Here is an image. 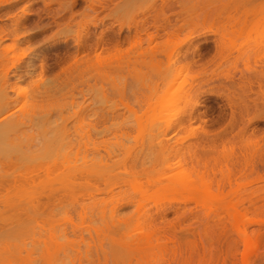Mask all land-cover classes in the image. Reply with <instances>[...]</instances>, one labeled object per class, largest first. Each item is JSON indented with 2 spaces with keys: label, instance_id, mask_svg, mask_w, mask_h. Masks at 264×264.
I'll return each instance as SVG.
<instances>
[{
  "label": "rangeland",
  "instance_id": "374dc122",
  "mask_svg": "<svg viewBox=\"0 0 264 264\" xmlns=\"http://www.w3.org/2000/svg\"><path fill=\"white\" fill-rule=\"evenodd\" d=\"M177 1L175 8L166 9V13L172 25L181 26L185 22L184 10L190 9L195 0L190 5L188 0ZM239 1L258 14L243 28L235 27L226 41L229 51L225 52L230 55L223 61L213 59L215 35L210 33L206 40L195 37L187 56L183 44L172 48L174 54L171 48L168 51L161 47L158 56L153 55L155 59L134 54L130 42L135 26L147 28L141 35L143 40L155 32L154 11L150 8L154 3L160 6L162 1L118 0L111 10L97 7L103 12L97 15L99 26H90V32L92 37L105 29L110 38L120 33L117 48L113 46L115 41L110 39L108 43L124 54L108 58L112 52L105 53L107 58L97 62L92 49L87 53L93 61L68 69V62L80 57L71 37L91 20L88 17L90 20L85 21L86 4L81 2L72 17L69 11V15L67 11L57 14L61 11L57 1L47 6L43 0H19L18 6L10 7V0H0V30H13L22 9L30 12V19L19 31L15 50L5 61L0 56V83L7 69L15 71L10 83L12 96L18 100L10 111L0 114V119L14 112L21 118L23 113L28 114L24 118L27 124L15 128L7 137L12 150L0 152V264H181L183 255L189 253L191 264H264V87L262 92L259 87L264 83H255V77L264 73V0ZM8 10L12 16L9 20ZM89 13L94 14L91 10ZM67 22L72 27L65 25ZM36 23L40 32L38 27L34 29ZM67 25L77 31L64 28ZM218 28L210 23L200 27L191 24L184 26L180 38L190 31ZM34 33L37 37L30 38ZM11 35L1 47L14 45ZM66 38L68 44L63 41ZM93 39L88 43L92 44ZM144 42L143 51L149 48V43ZM125 50H129L128 54ZM22 53L26 57L19 62L16 58ZM167 54L174 56L169 57L173 59L171 63H167ZM194 54L199 57L196 65L192 64V72H198L199 80L191 77L192 73L189 77L187 71L186 60L192 63ZM166 63L168 67L173 65L165 68ZM202 63L206 64L202 67L206 73L200 71ZM43 64L49 68L41 76ZM169 79L170 83L166 81ZM236 83L243 85L239 89ZM224 86L230 88L226 90ZM228 99H236L237 106ZM238 102L244 106L245 115ZM192 107L195 110H190ZM191 111L192 122L187 115ZM233 115L238 120L232 121ZM169 120L172 126L167 129L165 123ZM64 126L68 132L63 131ZM161 140L171 147L170 154H163L170 169L158 149ZM70 141L86 142L81 155L87 157V175H77L72 190L65 191L61 185L65 168L45 173L38 166L49 162ZM250 161L253 173L247 171L243 176L240 172L245 171L244 163ZM248 165L251 166L247 164V168ZM228 171H232V186L227 180ZM189 177L198 186H210L213 194L170 190L191 180ZM219 183L223 185L218 192ZM209 208L215 212L208 217ZM244 213L247 219L242 217ZM242 231L260 240L255 248L243 242Z\"/></svg>",
  "mask_w": 264,
  "mask_h": 264
},
{
  "label": "bare ground",
  "instance_id": "6f19581e",
  "mask_svg": "<svg viewBox=\"0 0 264 264\" xmlns=\"http://www.w3.org/2000/svg\"><path fill=\"white\" fill-rule=\"evenodd\" d=\"M7 2L9 1V0H6ZM11 2H9V6L10 7H14L15 5H17V2L19 1V0H10ZM55 2V1H57L58 3H61V11L60 12H58L57 14L59 15L61 12L63 13V12H65V11H67V12H65V13H68V15H69V12H70V15H72V17H74V13H73V11H75L76 10V8L78 7V6H81L82 5V3L81 2H83V3H85L84 5H85V10L83 9V7H82V11L84 12V15H86L85 17H87L86 19H85V21H89L90 19L88 18V17H91V20H90V22H88L87 24H86V26L85 27H83L82 29H81V27H80V30H78V32H76V31H74L73 30V28H70V27H72V24L70 25V23H65V25L66 24H68V25H70V27L67 25V26H65L64 28H66V29H71V30H73L74 32H76L75 34H74V36H73V32L71 31V30H68V31H71L72 32V36L73 37H71V38H73V41H74V44L76 45V47H77V50H76V52H77V54L79 55L80 54V57H77V59L74 61V62H70L69 61V58H70V56L68 57V64H69V68L68 69H70L71 67H73V66H75V65H77L78 63H80V62H85V61H91L92 60V58L89 56V54H90V52L89 53H87L89 50L90 51H92V49L94 50V51H96V53H95V55H94V61H99V60H101L102 58H112V56L113 57H115V56H117V55H119V54H124L123 52H121V51H119L118 49H116V51L115 50H113V48L114 47H116L117 48V46H118V44H119V38H118V40H117V35H119L120 36V33L118 34H116V33H114L113 34V36H112V38H110V36H109V33L107 34L106 32V30L105 29H103V30H101V32H100V34L99 35H95V33H94V36H96V40H95V38H94V36H92L91 37V32H90V26H93V27H98L99 26V23H98V20H99V16H97L98 15V13H101V11L103 12V10H105L106 11V9L108 10L109 8H111L112 9V7H115V6H117L118 4H116V2L118 1V0H50L49 2H47V0H43V2H44V4H46L47 6L48 5H50L51 4V2ZM123 1H126V0H123ZM162 2H160V6H157V4L156 3H154V4H152V6H151V8L150 9H152L153 11H154V15L152 14V19H153V28H154V31L155 32H153V33H150V35L149 34H147L146 35V37L147 38H144V40H143V38H142V34H143V32L145 33V30H147V28L146 27H144V26H142L140 29H138V26L136 25L135 26V30H136V32H135V36L132 38V42H130L131 43V46H130V50H131V52H133V50H135V52H134V54L136 53V55L138 54L139 56H143V55H148V56H150L151 58L153 57V55H157L158 56V53H159V51H160V48L161 47H163L164 46V49H169V48H171V50H172V48H173V50H174V47L176 46V47H179V45H181V44H183V45H181V46H185L186 45V56L188 55V53L190 52L189 51V48L191 47V44H192V41H194L193 39H195V37H203L204 39L203 40H206L207 38H205V36H208L209 35V33H210V35H213L214 36V44H215V50H216V54L214 55V60H215V58H217L218 57V59H216V60H221V61H223V60H225L226 58H228V56H227V54L228 53H226L225 51L226 50H228L229 51V49H228V43L226 42V41H228L229 40V36L231 35V34H233L234 32H235V27H237L236 29H238L239 28V26H241L240 28H243V26H246V23L250 20V18L252 17V16H256L257 14H258V12L257 11H255V10H252V9H249V7H247V5H246V3H243L242 1H239V0H202V2L201 1H197V0H188L186 3L187 4H191L193 1V3H192V5L190 6V9H188L187 11L186 10H184L185 11V16H184V19H185V22H184V24L183 25H181V26H177V25H172L171 23H170V21H169V15L166 13V9H169V10H173L174 8H175V4H177V3H179L177 0V3H176V1H174V0H161ZM129 2H131V1H129ZM190 2V3H189ZM200 2H201V4H200ZM1 3V2H0ZM126 3H128V2H126ZM53 4V3H52ZM51 4V5H52ZM115 4V6H113ZM1 5V7H2V3L0 4ZM50 5V6H51ZM111 5H112V7H111ZM18 6V5H17ZM16 7V6H15ZM97 7H100V8H102V9H100V11L98 10V8ZM79 8V7H78ZM75 9V10H74ZM111 9H109V10H111ZM11 10V9H10ZM10 10H8L7 11V13H6V15L8 16V20L9 19H11V12H10ZM23 10V9H22ZM21 10V15H19V17L15 20V22L13 23V27H15L13 30H10L8 27H6V29H5V27L4 28H1V30H0V44L2 43V41H5V39H7V38H9L8 36H12L11 34H13V37H14V39H13V46H6V47H1L0 48V56L3 58V61H5V60H7L8 59V56H9V52L11 53L13 50H15V45L17 46V41L19 42V37H20V35H21V33L19 32L22 28H23V26L25 25V22L27 21V19H30V18H28V14H30V12H28L26 9H24L23 11ZM87 10V11H86ZM91 10V14L92 13H94V14H92V15H89L90 13H89V11ZM69 11V12H68ZM193 11H194V13H193ZM33 11H31V13H32ZM86 13H88V14H86ZM33 14V13H32ZM40 14V13H39ZM56 14V13H55ZM55 14L53 15L54 16V18H55ZM64 15V14H63ZM76 15V14H75ZM89 15V16H88ZM39 16V15H38ZM41 16V15H40ZM1 17H3V16H1ZM42 17V16H41ZM40 17V18H41ZM69 18H70V16H68ZM71 17V18H72ZM70 18V19H71ZM42 19V18H41ZM89 19V20H88ZM98 19V20H97ZM146 19V18H145ZM54 20V19H53ZM69 20V19H68ZM73 20V19H72ZM103 20V19H102ZM101 20V22H103L104 23V21H102ZM147 20V19H146ZM11 21V20H10ZM14 21V20H13ZM30 21V20H29ZM144 21V20H143ZM252 21V20H251ZM28 23V22H27ZM26 23V24H27ZM56 23V22H55ZM137 23V22H136ZM141 23H143V22H141ZM206 23H210V24H212V25H217V26H220V28H218V30H216V31H190V33H188V34H186L187 36H185L183 39H181L180 38V33L183 31V28H184V26H189V25H191V24H195L196 25V27H200V26H203V25H205ZM37 24H39V23H36V25H35V27H34V29H37L36 27H38L39 25H37ZM242 24H244V25H242ZM58 25V24H57ZM60 25V24H59ZM62 25H64V23L62 24ZM248 25V24H247ZM49 26V25H48ZM48 26H44V28L45 27H47L48 28ZM61 26V25H60ZM79 26H80V24H79ZM84 26V25H83ZM112 26L113 25H111V30L113 29L112 28ZM39 28V27H38ZM41 28V27H40ZM40 28L39 29H37L39 32H40ZM232 30H230V29ZM42 29H43V27H42ZM42 29H41V31H42ZM44 30V29H43ZM114 30V29H113ZM112 30V31H113ZM121 30H122V28H121ZM8 33H7V32ZM45 31V30H44ZM43 31V32H44ZM230 31H231V33H230ZM19 32V33H18ZM114 32V31H113ZM195 32V33H194ZM69 33V32H68ZM230 33V34H229ZM10 34V35H9ZM41 34V33H40ZM39 34V35H40ZM70 34V33H69ZM37 35L38 34H36V33H34V34H31L30 35V38H35V37H37ZM106 36H109V39L108 38H106ZM67 38H69V36H66ZM90 37L93 39V42H92V44H89L88 43V40H92V39H90ZM163 37H165V38H163ZM217 37V38H216ZM226 37H227V39H226ZM66 38V40H63L64 42H66L67 44L69 43V40ZM160 38H162V41H160L159 39ZM112 41H115L116 43H111V46L113 45L114 47L113 48H111L109 45V43H110V41L111 40ZM165 39V40H164ZM55 41V40H54ZM53 41V42H54ZM57 41V40H56ZM55 41V42H56ZM60 41H62V40H60ZM59 41V42H60ZM94 41L96 42L95 43V45H94ZM144 41H146L147 43H149L148 45H149V48L147 49V50H142V48H143V42ZM160 41V42H159ZM54 42V43H55ZM89 42H91V41H89ZM109 42V43H108ZM203 42H205V41H203ZM208 42V41H207ZM53 43V44H54ZM56 43H58V42H56ZM61 43H63V42H61ZM60 43V44H61ZM145 43V42H144ZM227 43V44H226ZM108 45L109 47H105V45ZM55 45V44H54ZM57 46V45H56ZM175 47V48H176ZM227 47V48H226ZM177 49V48H176ZM196 49H197V47L195 46L194 47V51L196 52ZM226 49V50H225ZM142 50V51H141ZM159 50V51H158ZM173 50H172V53H173ZM128 51L129 50H125V53H127L128 54ZM162 51V50H161ZM166 51V50H165ZM168 51H170V50H168ZM176 51V50H175ZM112 52V53H111ZM114 52V53H113ZM167 52V51H166ZM224 52H225V54H224ZM81 53H84V55H82L81 56ZM92 53V52H91ZM105 53L107 54V53H111L110 55H108L107 57L105 56L104 57V55H105ZM160 54H162V52H160ZM174 54V53H173ZM190 54V53H189ZM193 54V53H192ZM197 54V53H196ZM223 54L224 55H226L225 56V58L224 57H222L223 56ZM135 55V56H136ZM195 55V54H194ZM228 55H230V52H229V54ZM73 57L75 56L74 54L72 55ZM71 56V59L73 58ZM167 56H168V58L170 57V58H173L174 56L172 55H170V54H167ZM177 56V55H176ZM176 56H175V58H176ZM25 57H26V55L24 54V53H22V54H20L16 59H17V61H19V62H21V61H23L24 59H25ZM43 57V56H42ZM199 56L198 55H195V58L193 59V62L191 63V62H189V61H187L186 60V63L188 62L189 64H186V65H188L187 66V71L189 72V74H188V76L190 75L191 77L193 76V78L194 77H196V80H199V79H197L198 77H197V73L196 72H192V64H194V65H196V63H197V61H198V58ZM220 57H222V58H220ZM154 59L156 58V56H154L153 57ZM167 58V59H168ZM169 58V60H168V62L167 63H171L172 62V60L174 59H170ZM180 58V57H179ZM38 59H41V57L39 56V58ZM70 59V60H71ZM96 59V60H95ZM181 59V58H180ZM179 59V60H180ZM185 59V58H184ZM223 59V60H222ZM41 60H43V59H41ZM46 60V59H45ZM44 60V61H45ZM92 60V61H93ZM176 60V59H175ZM174 60V61H175ZM211 61H213L212 59H210ZM44 61H42L43 63H44ZM160 61L161 60H159L158 62L160 63ZM170 61V62H169ZM173 61V62H174ZM178 61V60H177ZM213 62H215V63H217V61H213ZM212 62V64H214ZM167 63H166V65H165V68L166 67H168V65H167ZM176 63V61L173 63V64H175ZM206 63V62H205ZM173 64H171V65H173ZM202 64H204V63H202ZM199 65V66H201V68L202 67H208L211 63H210V61L207 63L208 65H206V64H204V65ZM171 65H169V67L171 66ZM206 65V66H205ZM159 66V65H158ZM17 66H13V68H16ZM47 67H48V65H47ZM47 67H46V64H43V65H40V75L41 76H43L44 74H45V72H46V70H47ZM168 67V68H169ZM172 67V66H171ZM170 67V68H171ZM186 67V66H185ZM49 68V67H48ZM204 68H202L200 71L201 72H205V69ZM67 68L66 69H62L63 71V73H66L67 72V70H68ZM204 69V70H203ZM207 70V69H206ZM200 71H199V74H201L200 73ZM207 72V71H206ZM205 72V73H206ZM250 72H252V71H250ZM167 73V72H166ZM185 73H186V71H185ZM194 74V75H193ZM198 74V75H199ZM202 74H204V73H202ZM256 74V73H255ZM255 74H253V75H255ZM16 75V72L15 71H13L12 69H7L6 71H5V73H4V76H3V78H2V80H1V83H0V114L2 113V112H6V111H10L12 108H13V105H15L16 103H17V98H14L13 96H12V92L14 91V89H13V85H12V83H10L11 82V78H12V76L14 77ZM39 75V77H41ZM167 76V75H166ZM168 76H169V74H168ZM187 76V77H188ZM189 76V77H190ZM204 76V75H203ZM263 77L264 76V73H263V76H262V74L261 75H258V76H254L255 77V79H256V81H255V83L256 82H258L257 80H259V82H261V84L262 83H264V82H262L260 79H257V77ZM42 78V77H41ZM200 78V77H199ZM204 78V77H203ZM228 78H229V76H228ZM234 78V77H233ZM19 79H21L20 77H19ZM190 79V78H189ZM205 79V78H204ZM242 78H240V80H241ZM244 79H246V78H244ZM243 79V80H244ZM263 79V78H262ZM187 80V79H186ZM193 80V79H192ZM195 80V81H196ZM201 80V79H200ZM207 80V79H206ZM211 80V79H210ZM209 80V81H210ZM227 80V82H228V79H226ZM225 80V81H226ZM231 81H233L234 82V80L232 79V77H231V79H230ZM239 80V81H240ZM248 80V78L246 79V81ZM166 81H169V83H170V79L169 80H166ZM204 81V80H203ZM202 80H201V82H203ZM208 81V80H207ZM237 81V80H236ZM250 83H254V81L253 80H248ZM264 81V80H263ZM186 82V81H185ZM192 82H194V81H192ZM205 83H206V81H204ZM232 82V83H233ZM249 82H248V84H249ZM187 83V82H186ZM208 83V82H207ZM239 83V82H238ZM238 83H236V84H238ZM241 83V82H240ZM192 84V83H191ZM204 84V83H203ZM233 84H235V82L233 83ZM247 84V83H246ZM258 84V83H257ZM202 85V84H201ZM222 85H223V82H222ZM225 85V84H224ZM242 85L243 84H241L240 86L242 87ZM255 85V84H254ZM260 85V84H259ZM189 86H190V84H189ZM193 86V85H192ZM191 86V87H192ZM200 86V85H199ZM226 86V85H225ZM224 86V87H225ZM238 86H239V84H238ZM239 86V89L241 88ZM250 86V85H249ZM252 86V85H251ZM229 87V86H228ZM227 87V88H228ZM260 87V91L262 92V89H263V87H264V84H263V86H259ZM261 87H262V89H261ZM226 88V87H225ZM227 88H226V90H227ZM230 88V87H229ZM252 87H249L248 89H251ZM190 89V88H189ZM232 89V88H231ZM237 89H238V87H237ZM243 89V88H242ZM241 89V90H242ZM247 89V90H248ZM236 90V89H235ZM244 90V89H243ZM242 90V91H243ZM252 90V89H251ZM193 91V90H192ZM234 91V88H233V90H232V92ZM245 91V92H244ZM243 91V94L245 93H247L246 92V90H244ZM250 91V90H249ZM248 91V92H249ZM260 91H259V93H260ZM264 91V90H263ZM187 92V91H186ZM225 92V91H224ZM204 93V92H203ZM234 93V92H233ZM241 93V92H240ZM258 93V92H257ZM264 93V92H263ZM198 94V93H197ZM231 94V93H230ZM249 94H250V92H249ZM216 95V94H215ZM222 95V94H221ZM223 95H225V96H228V95H226V93H224ZM232 95V94H231ZM234 95V94H233ZM232 95V96H233ZM248 95V94H247ZM202 96V95H201ZM231 96V97H232ZM234 97V96H233ZM240 97V96H239ZM243 97V96H242ZM248 97V96H247ZM197 98H200V96L198 95L197 97H196V99ZM235 98V97H234ZM244 98V97H243ZM242 98V99H243ZM241 99V100H242ZM246 99V98H245ZM245 99H243V100H245ZM229 101L231 100V102H232V104H234L235 106H237L235 103H237L235 100L236 99H228ZM238 100H240L239 98H238ZM237 100V101H238ZM197 101H201V100H197ZM253 101V100H252ZM195 102V101H194ZM196 103V102H195ZM201 104V103H200ZM231 104V103H230ZM249 104V103H248ZM198 105V102L196 103V107H198L197 106ZM202 105V104H201ZM201 105H199V106H201ZM240 105V103L238 102V106ZM246 105H247V103H246ZM245 105V106H246ZM191 106H194V104L193 105H191ZM231 106V105H230ZM232 107V106H231ZM234 107V106H233ZM240 107V111H241V114L243 115L244 114V106H242V105H240L239 106ZM195 108V107H194ZM236 108V107H235ZM235 108H234V110H235ZM246 108H249V105H248V107H246ZM238 109V108H237ZM190 110H195V109H193V107L190 109ZM242 110H243V113H242ZM191 111V113H189L188 112V114L187 115H189V120H190V122H192V120L194 121V116L192 115V112ZM232 111H233V108H232ZM195 112V111H194ZM233 114L235 113V111L234 112H232ZM203 114V113H202ZM186 115V116H187ZM236 115V114H235ZM235 115H233L232 117H233V119H232V121H234V118H235ZM245 115V114H244ZM248 115V114H247ZM28 116V114L27 113H23V118H21V116H16V114H15V112L14 113H11L10 115H8L7 117H5V118H3V119H0V152H8L9 150L11 151L12 150V148L13 147H11L10 145H8V143H7V137H9V134H10V132L11 131H13L15 128H18V129H20V127L21 126H25L27 123H26V120L24 119L25 117H27ZM199 116H201V114H199ZM204 116V115H203ZM202 116V117H203ZM238 117L237 118H239V114L237 115ZM242 117V116H241ZM248 117V116H247ZM203 118H205V117H203ZM237 118H235V119H237ZM245 118V117H244ZM200 119V118H199ZM198 119V120H199ZM241 119H243V118H241ZM32 120V119H31ZM197 120V121H198ZM238 120V119H237ZM249 120V119H248ZM252 120V119H251ZM250 120V121H251ZM254 120V119H253ZM202 121H203V119H202ZM207 120H205V121H203V122H206ZM242 121V120H241ZM229 122H231V121H229ZM166 128L167 129H169L171 126H172V122L169 120V121H166ZM199 124V123H198ZM231 124H233V122L231 123ZM230 124V125H231ZM245 124H247V123H245ZM227 126H229V123H228V125ZM232 126V125H231ZM230 126V127H231ZM239 126V125H238ZM232 127H235V126H232ZM203 128V127H202ZM207 128V127H206ZM205 128V129H206ZM225 128V127H224ZM243 128V127H242ZM241 128V129H242ZM245 128H246V126H244V130H245ZM77 129V128H76ZM197 128H195V130H196ZM228 129V128H227ZM227 129H225V131L227 130ZM63 131L64 132H68V130H67V126H64L63 127ZM210 131V130H209ZM231 132H232V128H231V130H230ZM229 131V132H230ZM242 132H243V130H241ZM240 131V132H241ZM205 132V131H204ZM203 132V133H204ZM211 132V131H210ZM223 131H221V133H222ZM228 132V131H227ZM224 133V132H223ZM222 133V134H223ZM209 135H210V133H208ZM219 135H220V132H219ZM208 136V135H207ZM206 136V137H207ZM219 138H221V137H219ZM218 138V139H219ZM204 139V138H203ZM207 139H209V138H207ZM216 140V139H215ZM221 140V139H220ZM230 140H232V139H229V141ZM228 141V140H227ZM226 141V142H227ZM221 142H223V141H221ZM229 143V142H228ZM231 143V142H230ZM223 144V143H222ZM86 147V142H84V141H77V142H67V143H65L60 149H59V151L57 152V153H55L52 157H51V159H50V161L49 162H41L40 164H39V170H41V171H44L45 173H48V172H50V171H54V170H57V169H59L60 167H63V168H65L64 169V171H65V173H63L62 175H63V180L61 181V185H62V187L65 189V191H68V189H71V188H73V180L74 179H76V177H77V175H79L80 177H86V175H87V157H86V155H81L82 154V151L84 150V148ZM231 148H232V146H231ZM158 149H159V151H161V154L163 155L164 153H165V151H166V156L168 155V153L170 154V149H171V147L170 146H168V143L165 141V140H161L160 142H158ZM233 149V148H232ZM164 154V155H165ZM164 155H163V161H164V163H167V168H171V166H170V164H168V158H166V156L164 157ZM247 157V156H246ZM252 159V158H251ZM241 160H243V157H242V159ZM253 160V159H252ZM262 160H264V159H262ZM81 161V163H79ZM245 161V160H244ZM247 161H249V160H247ZM246 161V162H247ZM251 162V161H250ZM43 163V165H41ZM242 163H244V162H242ZM263 163H264V161H263ZM247 164H250L251 166L249 167V165H248V168H247ZM252 162L251 163H246V165H245V163H244V166H245V171H244V173L243 172H240V173H242L243 174V176H244V174L247 172V171H250V173H251V170H252V173H253V170L254 169H252L253 167H252ZM254 165H255V163H254ZM257 165V164H256ZM242 168V167H241ZM250 168V169H249ZM249 169V170H248ZM38 170V169H37ZM194 170H197V169H195L194 168ZM193 170V171H194ZM256 170V169H255ZM243 171V170H242ZM196 172L197 171H195V173H193V174H196ZM229 172V175L227 176V180L229 181V183H230V186H232L231 185V176L230 175H232L231 173H232V171H228ZM253 175V174H252ZM190 178V177H189ZM263 178V177H262ZM32 179V178H31ZM191 179V178H190ZM192 180V179H191ZM191 180H188L187 182H180V183H178V184H176L177 186L175 187V188H171L170 190H172L173 189V191L174 190H177V191H180L182 194L183 193H185V192H190L191 194H193V195H198V194H201V193H204V194H213V192L211 191L212 189H210L211 187L210 186H208V185H202V186H198V184L195 182V181H191ZM264 180V179H263ZM33 181V180H32ZM159 182H161V181H159ZM15 183H16V181H15ZM182 183V184H181ZM221 183H219V185H218V192H219V189H221L222 188V185L223 184H221ZM249 184V183H248ZM180 186V187H179ZM170 187V186H169ZM221 187V188H220ZM224 187V186H223ZM168 188V187H167ZM63 189V190H64ZM72 190V189H71ZM71 190H69V191H71ZM202 190V191H201ZM176 191V192H177ZM179 192V193H180ZM252 196V195H251ZM251 198V197H250ZM249 198V199H250ZM248 199V200H249ZM252 202L254 201V200H252V199H250ZM250 200H249V203H250ZM258 200V199H257ZM251 202V203H252ZM253 203H255V202H253ZM241 205H243V202H242V204ZM253 205H255V204H253ZM171 208V207H170ZM173 208V207H172ZM176 209V210H175ZM168 210H169V208H168ZM179 210V209H178ZM169 211H173V209H171V210H169ZM174 211L176 212L177 211V208H174ZM191 211V210H190ZM247 211V210H246ZM178 212V211H177ZM195 212V211H194ZM215 212V210H213L212 208H209L208 209V211L206 212V215L208 216V215H210L209 213H214ZM180 213V212H179ZM184 213V212H183ZM191 214L193 213V211L192 212H190ZM206 216V217H207ZM244 216V218L246 217V219H247V215L244 213V214H242V217ZM209 217V216H208ZM207 217V218H208ZM182 218V217H181ZM180 219V218H179ZM249 221H252V220H250L249 219ZM252 222H255V221H252ZM251 222V223H252ZM250 223V222H249ZM256 223V222H255ZM241 234V239L243 240V242L247 245V246H249V248L251 247H253V248H255L257 245H258V242H260V240L259 239H257V238H255L257 241L256 242H254L255 241V239L253 238L252 239V236H251V238H250V236L247 234V233H245V231H242V232H240ZM260 236V235H259ZM260 238V237H259ZM254 240V241H253ZM259 240V241H258ZM172 241V240H171ZM253 242V243H252ZM252 243V244H251ZM257 243V245H254V244H256ZM193 246H195V245H193ZM194 248V247H193ZM191 250H192V248H191ZM175 252V251H174ZM191 252V251H190ZM177 253V252H176ZM176 253H174V254H176ZM181 254H182V252H181ZM183 255V254H182ZM192 256V253H189V256H188V254H187V256H185V255H183V257L182 258H184V259H182L183 261H182V263L181 264H191V256ZM244 258L246 259V257L244 256ZM244 258H243V260H244ZM246 261V260H245ZM200 262V261H199ZM204 264H206L205 262H203ZM208 263H210V262H208ZM200 264H202V262H200Z\"/></svg>",
  "mask_w": 264,
  "mask_h": 264
}]
</instances>
